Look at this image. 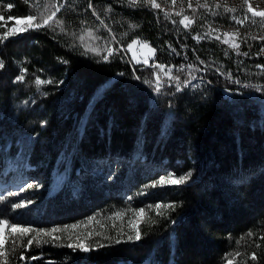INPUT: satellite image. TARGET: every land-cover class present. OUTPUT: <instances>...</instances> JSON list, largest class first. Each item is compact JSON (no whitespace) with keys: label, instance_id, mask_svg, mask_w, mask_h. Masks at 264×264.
I'll use <instances>...</instances> for the list:
<instances>
[{"label":"trees","instance_id":"1","mask_svg":"<svg viewBox=\"0 0 264 264\" xmlns=\"http://www.w3.org/2000/svg\"><path fill=\"white\" fill-rule=\"evenodd\" d=\"M57 7L52 28L0 40V176L22 177L7 170L12 161H25L35 182L24 189L22 201L30 203L22 208L0 199V219L65 231L53 234L61 239L52 242L6 228L0 262L264 264V69L257 67L264 65V38H245L238 50L213 38L197 41L194 28L186 31L150 5L129 6L126 0H0V24L7 26L0 35L13 26L9 17L32 14L35 24ZM134 39L155 48V61L172 67L170 75L179 80L161 72L164 85L157 93L152 72L159 70L132 64L122 51ZM37 79L53 83L38 85ZM59 155V161L69 159L72 176L78 171L77 182L85 178L80 182L89 188L88 205L72 188L50 192ZM113 159L130 161L134 169L142 162L150 179L126 173L140 186L191 173L183 184L154 186L131 201L133 211L145 209L139 241L131 221L95 219L96 204L112 208L124 201H104L98 190L103 180L92 173L98 165L111 176L106 163ZM155 204L162 207H149ZM78 214L86 221L75 222ZM78 242L90 250L65 246Z\"/></svg>","mask_w":264,"mask_h":264},{"label":"rangeland","instance_id":"2","mask_svg":"<svg viewBox=\"0 0 264 264\" xmlns=\"http://www.w3.org/2000/svg\"><path fill=\"white\" fill-rule=\"evenodd\" d=\"M157 4L160 5L159 8H153L155 11H158L163 17L169 19L170 21L177 20L179 24V20L183 18V16H188L191 23L187 29L184 28L183 25H180L184 30L188 31L191 29H195L196 34H199L201 37H208L216 39L215 37L219 36L220 42L225 44L228 48H232L231 43H239L241 44L245 41V38H264V17L253 16L251 12L248 11V7L251 6L254 11H264V0H176V3L173 4L172 0H156ZM189 3H191V7H189ZM231 9V11H229ZM180 13V15H177ZM240 19L242 21L241 24H236L233 19ZM173 20V21H174ZM17 29L27 28V22L23 19L18 23L17 20H14V24ZM11 26L10 28H12ZM30 28H28L29 30ZM25 31H19L16 35L21 34ZM228 33L230 43H224L225 40L224 34ZM207 34V35H205ZM9 36H12L11 34ZM138 43L133 45L130 49L127 47L125 50H122L126 55L129 62L134 65H142L144 67H151L153 60H155V53L149 52L148 48L144 47L145 42L142 40H137ZM145 57H152L149 59V66H145L143 63H137V60H143ZM161 83L164 85L162 78L160 76ZM154 84H156V79ZM106 86V85H105ZM103 86L101 89H103ZM101 89L99 92H101ZM70 154L67 155L69 157ZM61 156L57 157V162L55 163L54 168L51 170L49 175V188L52 194L61 193L70 190L74 193H79V195L83 197L81 201H84L85 204H89V188H85L83 184L81 185L82 180L85 178L83 176L77 175L78 171L74 172L75 176H72V171L68 164L69 159H63L59 161ZM19 162V158L17 160ZM118 161V162H117ZM109 168L112 170V175L108 176L106 173H103V170L98 165H94L92 173L98 175L103 180V185L98 187V190L101 192V196L104 197V201L109 199L110 201L113 198H123V202H119V206H115L112 208L106 207L105 204L101 205L95 204L93 207L96 208L95 215H99V219L101 221L110 220L113 222L114 220H126L131 221L132 227L137 230L139 224L141 223L142 216L138 214V210L135 208V211L132 210L131 201H140L142 197L148 195L147 193L153 187L154 182L159 181V179L152 183L148 181L147 184L140 186L134 181H131L126 175V173L131 172V174L136 173L137 176L140 175L141 179L146 180L150 179L143 169L145 165L140 162L134 167H131L130 161L125 162L124 160L113 159L109 160L106 163ZM141 164V165H140ZM25 167L21 168L20 167ZM22 166L12 161L8 165V170L15 175H22L20 178L10 177L9 175L0 176V181L5 180V183H10L12 185L11 188L6 187L3 190H0V199H6L7 203L15 204L22 201L24 196L22 193L24 189L28 187V185L35 184L34 179L28 175L27 170L30 167L23 161ZM76 179V180H75ZM111 184H115L112 188ZM172 185L165 181L163 185L156 183L157 187L169 186ZM63 192V193H62ZM98 197V196H97ZM25 200V199H24ZM117 203L114 201L113 204ZM120 213V215H116ZM88 217V216H87ZM87 217L85 214H78L75 222L82 223L86 221ZM95 217V216H92ZM52 220L56 219L55 217L51 218ZM62 219V218H59ZM6 231V229H5Z\"/></svg>","mask_w":264,"mask_h":264},{"label":"snow or ice","instance_id":"3","mask_svg":"<svg viewBox=\"0 0 264 264\" xmlns=\"http://www.w3.org/2000/svg\"><path fill=\"white\" fill-rule=\"evenodd\" d=\"M126 2H127V4L129 6H138V5L147 6V5H150L152 8H159L160 7V5L157 4L156 0H126ZM172 3L175 4L176 0H172ZM245 3H247V0H245ZM5 7L7 9H11L13 7V5L8 4ZM88 7L91 8V7H93V5L91 3H89ZM189 7H191V3H189ZM59 10L60 9L57 7L55 9V11L51 12L50 15H48L42 21H40L38 23H35V24H33V21H35L37 19V17L32 15V14H29L26 17H23V18L9 17L8 19H10V20L11 19H15V20H17L18 23L20 22L21 19H23L24 21L27 22L28 27L24 28V29H17L15 26H13L8 31L3 33V35H0V40L6 41L10 34L11 35H16L19 31H27L28 28L40 29V28H43L45 26H47L48 28H52L53 24H51L50 21H52L53 18L56 17V14H57V12ZM109 11H111V9H109ZM229 11H231V9H229ZM248 11L251 12L254 17L255 16L264 17V11H254L251 6L248 7ZM93 15L94 16L97 15L95 11H93ZM177 15H180V13H177ZM0 19H3V17H0ZM97 19L98 20L100 19L99 16H97ZM233 19L235 20L236 24H241L242 23V21L240 19H236L235 17H233ZM55 23L58 24V25H62V21H60V20H56ZM100 23L104 24V21L100 20ZM172 23L175 24L176 21H172ZM190 23H191V21L189 20V17L186 16V15L183 16V18L179 20V24L183 25L185 29H187L189 27ZM0 27H7V26L4 25V24H0ZM61 31H64L63 27H61ZM205 35H207V34H205ZM229 35L230 34H228V33L224 34V36H225V40L223 41L224 43H230V40L228 38ZM192 38L197 40V41H199L202 37L199 34H197V35H194ZM215 38L219 39V36H217ZM137 43H138V41L134 39L132 41V43L128 45V47L131 49L133 47V45H136ZM231 46L234 49H237V50L240 48V44L239 43H231ZM144 47L148 48L149 52H151L153 54L156 52V49L150 47L146 42L144 44ZM172 51L175 52L176 50L174 48H172ZM260 51L264 52V48H261ZM112 54H113V50L109 49L108 55L111 56ZM236 54L237 55H243V56H248L249 55L248 52L241 53L239 51H237ZM226 55H227V53H226ZM149 59H152V57H145V58H143L142 61L141 60H137V63H143L145 66H149ZM4 66L5 65H4L3 61L0 60V69L4 68ZM151 67L153 69H158L159 70V71H153L152 72V76L155 77V79H156L155 91L157 93L161 92L162 88H163V84L161 83V79H160V73L161 72H164L165 75H169L170 79H175L177 81L179 80V77H172L170 75L171 72H172V67H170V66H166L163 63H159V62H156L155 60H153V63L151 65ZM188 67H191V65H189ZM257 67L264 69V65H257ZM179 68H180V70H182L184 68V65H180ZM165 69H167V70L165 71ZM121 75H124V74L121 73ZM135 78L138 79V80L141 79L140 76H136ZM17 79H18V81H23L24 80V76L20 75ZM192 79H195V77H192ZM144 82L149 84L150 86H152V81L151 80L145 79ZM237 82L238 81H233V83H237ZM36 83L38 85H40V84L53 83V82L52 81H44V80L37 79ZM184 83H185V85H187V84L190 83V81L186 80V81H184ZM175 87H176L177 91H180L179 83H177L175 85ZM244 87H251V86L250 85H244ZM190 176H191V173L189 172L185 176H182L180 178H174L171 175L166 176V177H161L159 179V181L154 182V184L152 186L153 187L156 186V183H159L160 185H163L166 180H167L168 183H170L172 185L183 184ZM28 187L30 188V187H33V186L32 185H28ZM29 203H30V201H21L19 203H16L14 205V208L19 209V208H22V207L26 206ZM149 207H154L156 209H160L162 207V205L161 204H155V205H150ZM164 207L172 208V207H174V205H164ZM138 214L140 216H143L145 214V209L144 208H140L138 210ZM159 214L160 213H157V215H159ZM116 215H120V213H117ZM69 227L76 228V227H78V225H71ZM6 228H9L10 232L12 234H19L20 236H27L29 233L35 232L37 237H39L41 235L47 236V237L51 238L52 242H55V241L61 239L59 236H54L53 234L61 233V232L65 231V229L57 228V227H52L51 229H35V228L30 227V226H22V225H18V224H15V223H9V221H7V220L0 219V258H4L6 256V253L4 251L5 244L7 242L6 239H5V229ZM249 235H251V233ZM35 238L36 237L28 239L27 240V246L32 245L33 239H35ZM141 238H142L141 232L139 230H137L136 233H135L134 239H135V241H139V240H141ZM108 239H111V237H108ZM128 240L132 241L133 240V236L129 235L128 236ZM40 242L41 241L37 240V243H40ZM48 242L49 241H43V243H48ZM12 243H13V245H15L16 241L13 240ZM116 243H121V241L119 239H117ZM65 246L70 248V249H79V250H81L82 252H85V253H87L90 250L89 247L86 246L83 242H78V243H75V244L74 243H68ZM101 247H103V245H101ZM14 250L15 249L13 248V251ZM252 258L256 259L255 256H253ZM19 259L20 260H24L25 257L21 254ZM30 259H38V257H31ZM0 264H6V261L0 262ZM48 264H52V262L49 261ZM229 264H231V261H229Z\"/></svg>","mask_w":264,"mask_h":264},{"label":"bare ground","instance_id":"4","mask_svg":"<svg viewBox=\"0 0 264 264\" xmlns=\"http://www.w3.org/2000/svg\"><path fill=\"white\" fill-rule=\"evenodd\" d=\"M161 169V168H160ZM10 184H5L3 181H0V190L5 189L6 187H9Z\"/></svg>","mask_w":264,"mask_h":264}]
</instances>
